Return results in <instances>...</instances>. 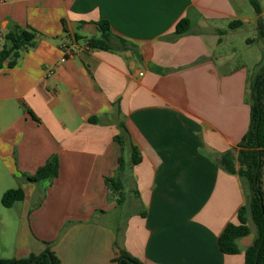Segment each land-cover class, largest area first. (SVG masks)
Here are the masks:
<instances>
[{
  "label": "crops",
  "instance_id": "0c3cea01",
  "mask_svg": "<svg viewBox=\"0 0 264 264\" xmlns=\"http://www.w3.org/2000/svg\"><path fill=\"white\" fill-rule=\"evenodd\" d=\"M102 21L130 49L88 48ZM257 21L249 0H0V51L15 27L37 36L0 70V259L119 264L125 251L141 264H244L251 218L239 254L218 239L251 190L238 161L237 173L219 161L237 158L249 130L263 56L238 63L235 46H263ZM64 42L81 47L66 62ZM54 158L56 178L29 180ZM107 179L123 185L121 203ZM16 189L23 201L4 207Z\"/></svg>",
  "mask_w": 264,
  "mask_h": 264
},
{
  "label": "trees",
  "instance_id": "16d2710c",
  "mask_svg": "<svg viewBox=\"0 0 264 264\" xmlns=\"http://www.w3.org/2000/svg\"><path fill=\"white\" fill-rule=\"evenodd\" d=\"M256 15L258 40L263 44L264 50V20L261 18L262 8L259 0H249ZM241 22H233L231 28ZM99 37L87 40V47L103 51L120 52L130 49L131 46L122 38L113 34L108 21L99 22ZM190 30V21L185 18L181 20L175 30V35L180 37ZM36 32L23 30L15 27L6 36V45L0 51V70L7 63L8 68L16 66L18 60L25 51L33 48L36 44ZM115 42L119 46H115ZM250 106L251 120L247 134L239 144L238 156L233 151L225 153L220 159V165L230 173H237L235 161L240 164L238 174L247 179L251 190L248 205L241 208L238 214V224H229L219 236L218 245L222 253L226 255H237L240 253L238 240L250 234L249 218L256 226L257 238L252 246L245 251L244 264H264V193L262 188V169L264 165V52L262 60L257 66L250 79ZM123 145V142L119 140ZM132 165L140 163L139 154L135 147L132 150ZM123 167V159L120 160V169ZM59 174V163L57 159H52L43 167L39 168L34 176L29 177L31 181H43L54 179ZM107 184L116 192L123 189L121 182L115 179H107ZM118 202L124 200V195L120 192ZM24 192L22 190H9L3 198L2 204L6 208H11L15 203L23 201ZM60 264L58 258L47 251L40 256H31L26 260L0 259V264ZM119 264H141L137 259L122 251Z\"/></svg>",
  "mask_w": 264,
  "mask_h": 264
},
{
  "label": "rangeland",
  "instance_id": "374dc122",
  "mask_svg": "<svg viewBox=\"0 0 264 264\" xmlns=\"http://www.w3.org/2000/svg\"><path fill=\"white\" fill-rule=\"evenodd\" d=\"M243 36L246 38H254V34L250 28L245 29L242 31ZM238 50V54L236 57V62H244L245 60L256 61V59H260L263 56V46L261 45H254V46H235ZM250 227L252 230H256L255 225L250 222Z\"/></svg>",
  "mask_w": 264,
  "mask_h": 264
},
{
  "label": "built area",
  "instance_id": "2783aa9c",
  "mask_svg": "<svg viewBox=\"0 0 264 264\" xmlns=\"http://www.w3.org/2000/svg\"><path fill=\"white\" fill-rule=\"evenodd\" d=\"M61 48L63 51L62 62H66L70 56L77 54L81 47L77 42H64L62 43Z\"/></svg>",
  "mask_w": 264,
  "mask_h": 264
},
{
  "label": "water",
  "instance_id": "95a60500",
  "mask_svg": "<svg viewBox=\"0 0 264 264\" xmlns=\"http://www.w3.org/2000/svg\"><path fill=\"white\" fill-rule=\"evenodd\" d=\"M51 264H53V263L51 262Z\"/></svg>",
  "mask_w": 264,
  "mask_h": 264
}]
</instances>
